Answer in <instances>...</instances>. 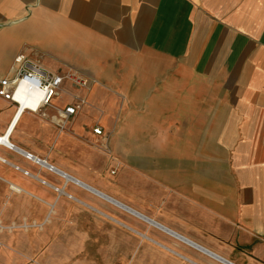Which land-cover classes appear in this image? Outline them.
Listing matches in <instances>:
<instances>
[{"label":"crops","instance_id":"0c3cea01","mask_svg":"<svg viewBox=\"0 0 264 264\" xmlns=\"http://www.w3.org/2000/svg\"><path fill=\"white\" fill-rule=\"evenodd\" d=\"M17 54L89 87L53 99L86 100L62 131L50 108L10 124L0 96V137L25 152L0 143V264L45 248L28 240L36 226L14 242V220L41 232L88 209L151 241V264H226L121 204L232 264H264V0H0L1 78Z\"/></svg>","mask_w":264,"mask_h":264},{"label":"rangeland","instance_id":"374dc122","mask_svg":"<svg viewBox=\"0 0 264 264\" xmlns=\"http://www.w3.org/2000/svg\"><path fill=\"white\" fill-rule=\"evenodd\" d=\"M64 92L60 97L61 100L67 97ZM36 115L43 118L39 114ZM46 119L50 121V118ZM22 172L23 175L29 176L26 171ZM86 213L91 215L88 219L83 215H78L77 218L67 216L56 218L58 229L45 221L43 231L37 230L38 227L34 232L29 230L31 235H28V240L44 242L43 250H13V252L25 258L23 264H151V257L143 249L144 243H152L151 241L109 218H101L103 222L96 221L95 217L99 214L94 210L88 209ZM50 221H53V214ZM32 222L27 220L28 224ZM14 223L17 226L21 225L23 219L14 220L10 225ZM47 226L48 229L45 230ZM11 231L15 233L14 242L27 241L23 228H12ZM40 258H44V261Z\"/></svg>","mask_w":264,"mask_h":264},{"label":"built area","instance_id":"2783aa9c","mask_svg":"<svg viewBox=\"0 0 264 264\" xmlns=\"http://www.w3.org/2000/svg\"><path fill=\"white\" fill-rule=\"evenodd\" d=\"M11 75L0 77V96L17 108L10 124L19 109L22 113L29 112L47 116V109H52V122L62 131L74 115L86 104L82 96H75V102L64 106L54 103L53 99L63 91L65 82L81 89H88L89 79L82 73L68 69L50 71L38 61H32L23 54H17L10 66ZM99 125L92 127V132L102 135ZM29 157L30 154H28Z\"/></svg>","mask_w":264,"mask_h":264},{"label":"water","instance_id":"95a60500","mask_svg":"<svg viewBox=\"0 0 264 264\" xmlns=\"http://www.w3.org/2000/svg\"><path fill=\"white\" fill-rule=\"evenodd\" d=\"M13 147H14V149H16V150H18V151H20V152H22V153H25V152L22 151L21 149L15 147V146H13ZM37 160H38V159H37ZM38 161H40V163H42V164H44V165H49L44 159H43V160H38ZM50 167H52V166H50ZM82 185H84V184L82 183ZM84 186H85L86 188H88V189H90V190L96 192V193L99 194L100 196H102V197L104 196V198H106V199H111L110 197L104 195V193L102 194V193H100V192H98V191H96V190H94V189L88 187L87 185H84ZM121 205H122L123 207H125L126 209H128V210L134 212L136 215H138V216L141 217L142 219L148 221V223H152V224H154V225H156V226H158V227L164 229L165 231L171 233L172 235H175V236H177L178 238H181V239H183V240H186V242H188V243L194 245L195 247H197V248L203 250L204 252L208 253V255H211V256H213V257H215V258H217V259L223 261V262L226 263V264H232V263H230V262H228V261H226V260H224V259H222V258H220V257H218V256H216V255H214L213 253H211V252H209V251H207V250H205V249L199 247L198 245H196V244L190 242L189 240H187V239L181 237L180 235L178 236V234L174 233L173 231H171V230H169V229H167V228H165V227L159 225L158 223L152 221L151 219L146 218L145 216H143V215H141V214L135 212L134 210L130 209L129 207H126V206H124L123 204H121Z\"/></svg>","mask_w":264,"mask_h":264},{"label":"bare ground","instance_id":"6f19581e","mask_svg":"<svg viewBox=\"0 0 264 264\" xmlns=\"http://www.w3.org/2000/svg\"><path fill=\"white\" fill-rule=\"evenodd\" d=\"M22 109H19V111H18V113L17 114H20V116L22 115V111H21ZM15 111H17V108H15ZM19 116V117H20ZM0 143H3V145H5V146H7V147H9V148H13V146L11 145V143L7 140V138L6 137H0ZM31 156V155H30ZM26 157H29V155L27 154L26 155ZM29 158H32V157H29ZM35 161H37V162H39L38 160H36V159H34ZM55 170V169H54ZM58 172V171H57ZM25 173H27V172H25ZM63 173V172H62ZM63 176L65 177V178H68L66 175H64L63 174ZM69 179V178H68ZM70 179H72V178H70ZM108 200H110L111 201V199H108ZM115 203V202H114ZM117 204V203H116ZM30 225H33V226H36V227H41L42 226V224H38V223H36L35 221L34 222H32V224H28V223H26V221L24 220L23 221V223L21 224V225H16L15 223L14 224H11V225H9V226H7V229L8 230H11L12 228H15V227H21V228H23L24 230H26ZM0 228L1 229H3V228H5V227H3V226H1V224H0Z\"/></svg>","mask_w":264,"mask_h":264}]
</instances>
